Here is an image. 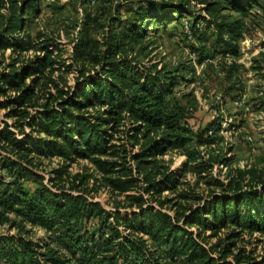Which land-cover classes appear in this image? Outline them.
<instances>
[{
  "label": "trees",
  "instance_id": "trees-1",
  "mask_svg": "<svg viewBox=\"0 0 264 264\" xmlns=\"http://www.w3.org/2000/svg\"><path fill=\"white\" fill-rule=\"evenodd\" d=\"M189 2L140 0L130 27L119 30L114 20L108 23L99 48L89 50L83 35L77 55L65 64L73 83L57 80L56 91L46 92L43 78L61 68V48L53 37L25 29V12L38 0H0V49L33 52L28 59L0 61V110L5 111L0 116V225H7L0 233V264L264 263V255L263 262L252 257L243 262L239 253L227 258L234 252L233 237L244 231L264 234V172L235 170L220 181V195L213 193L207 205L182 219L153 203L163 204L161 194L177 186L181 168L140 177L167 149L189 147L196 133L187 110L174 100L175 70L142 59L136 49L155 22L176 20L175 13L189 11ZM257 2L199 1L213 19L224 53L238 54L243 26L222 11L246 17ZM219 129L217 121L209 123L199 143L214 142ZM43 157L62 159L47 179L38 170ZM79 159H90L129 203L108 209L96 200L91 176L68 171ZM35 226L46 235L33 236ZM230 226L219 244L203 243L204 230Z\"/></svg>",
  "mask_w": 264,
  "mask_h": 264
},
{
  "label": "rangeland",
  "instance_id": "rangeland-1",
  "mask_svg": "<svg viewBox=\"0 0 264 264\" xmlns=\"http://www.w3.org/2000/svg\"><path fill=\"white\" fill-rule=\"evenodd\" d=\"M189 1L188 12L175 13L178 18L165 24L155 22L145 43L136 46L142 59H150L151 63L159 61L175 70L179 79L173 90L174 100L187 110L188 121L196 131L189 147L167 149L156 156L154 167L140 173V177L147 175L153 179L166 168H181L177 186L162 192L163 204L153 202L180 219L194 208L207 205L213 193L220 195V181L228 179L235 170L255 167L264 172V52L257 49L258 45H264V0H258L246 17L228 8L222 11L231 20L240 19L242 23L243 28L237 33V55L222 51L213 19L204 10L205 4L199 3L200 0ZM29 7L25 12L26 31L33 36L43 32L53 37L61 48L57 56L61 68L43 78L46 92H55L57 80L60 83L74 81L73 72L67 71L65 64L76 54L80 38L88 36L89 50L101 47L107 24L114 20L113 25L119 30L129 28L141 3L140 0H38V4ZM32 54V51L0 49V61L5 65L14 59H28ZM239 99L242 104H238ZM4 114L5 111L0 110L2 118ZM213 121L220 123L219 138L200 144L199 133ZM226 127L236 133L231 135ZM139 147L138 144L136 148ZM38 161L41 163L38 170L46 179L62 164L59 157H43ZM68 171L71 176L90 175V181L98 187L96 200L106 208L113 209L119 201L129 203L124 193L108 186L106 175L90 159H79ZM231 227L204 230L201 239L209 246L217 245ZM192 229L199 230L197 226ZM6 231L7 225H0V233ZM32 231L35 237L46 235V229L38 226ZM230 240L234 252L228 259L239 253L243 262L250 257L263 262L264 234L244 231ZM219 253L217 250L215 255Z\"/></svg>",
  "mask_w": 264,
  "mask_h": 264
},
{
  "label": "built area",
  "instance_id": "built-area-1",
  "mask_svg": "<svg viewBox=\"0 0 264 264\" xmlns=\"http://www.w3.org/2000/svg\"><path fill=\"white\" fill-rule=\"evenodd\" d=\"M251 41H252V40H251ZM251 41H250V42H251ZM248 43H249V42H248ZM256 46H257V45H256ZM257 49H259L260 51H263V52H264V45H261V44L258 45V46H257ZM242 50L244 51V49H242ZM242 103H243V102L239 99L238 104H242ZM226 128H228V127H226ZM224 130H225V129H224ZM212 132H213V131H210V134H212ZM223 132H224V131H223ZM228 133H230V134L232 135L233 133H236V130L233 131V130H230V129L228 128ZM249 139L252 140L251 137H250Z\"/></svg>",
  "mask_w": 264,
  "mask_h": 264
}]
</instances>
